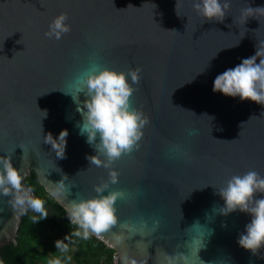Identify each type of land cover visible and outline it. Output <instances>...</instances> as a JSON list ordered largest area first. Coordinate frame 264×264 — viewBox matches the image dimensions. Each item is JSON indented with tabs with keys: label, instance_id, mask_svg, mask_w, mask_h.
I'll return each mask as SVG.
<instances>
[{
	"label": "water",
	"instance_id": "water-1",
	"mask_svg": "<svg viewBox=\"0 0 264 264\" xmlns=\"http://www.w3.org/2000/svg\"><path fill=\"white\" fill-rule=\"evenodd\" d=\"M195 2L0 0V156H11L25 189L34 171L66 211L73 201L122 193L116 224L99 236L90 232L114 249L115 264H264V247L254 256L237 243L250 215L222 214L218 194L234 175L264 177V106L212 90L218 74L264 47V10L256 9L264 0H230L223 21L206 20ZM248 7L254 11L245 13ZM61 13L70 31L49 38ZM92 63L125 73L139 68V83L128 78L130 103L149 119L139 147L109 168L86 158L106 160L80 134L79 106L64 93ZM62 129L63 159L45 143ZM12 199L0 192V264L18 260L8 247L32 212L19 213ZM44 206L49 222H64L62 209Z\"/></svg>",
	"mask_w": 264,
	"mask_h": 264
},
{
	"label": "clouds",
	"instance_id": "clouds-1",
	"mask_svg": "<svg viewBox=\"0 0 264 264\" xmlns=\"http://www.w3.org/2000/svg\"><path fill=\"white\" fill-rule=\"evenodd\" d=\"M193 7L206 20L223 21L230 7V0H223V3L221 0H196ZM256 9L264 10L262 7ZM253 11L251 7L244 10L245 13ZM67 19L65 13L55 17L45 35L59 40L63 34L70 31V25L66 23ZM139 72V68L125 73L92 63L68 82V90L64 93L71 95L79 106L80 134L86 135V142L94 146L97 153L106 157L105 161H101L98 155H88L86 158L90 164L109 168L123 154L131 153L134 148L139 147L143 129L148 125L149 119L141 110L131 106L130 97L134 88L128 79L130 76L133 84L139 83ZM212 90L226 96H238L241 101L251 100L264 106V47L259 46L254 55L242 59L235 67L218 74L213 81ZM81 93L85 96L83 101L79 99ZM44 112L46 116L47 113ZM67 136V129H62L57 137L51 132L45 136V143H50L61 159L65 157ZM97 138H99L98 142ZM0 164H2L0 192L4 196L13 194L12 207L19 210V213L31 209L40 214L39 219L47 218L48 211L44 201L35 196L30 188H24L23 177L19 169L12 164L11 156H0ZM109 175L113 184L118 182V173L115 170L110 171ZM105 187L107 185L97 186L95 191L103 193ZM56 190L58 192L65 190L63 180L58 182ZM257 193H264V177L256 171H248L242 176L234 175L227 180L225 187L218 190L224 201V206L220 209L222 214L227 215L239 210L250 215V222L239 234L237 243L254 256L264 247V196L256 198ZM120 195L122 193L111 192L107 195L73 201L67 209L70 223L78 225L83 230L85 239L90 232L99 236L116 224L114 204ZM39 219L34 218V222ZM76 235H80V232ZM67 239L68 235L65 236V240ZM61 246L62 241L57 240L56 247ZM55 264H59V261L57 260Z\"/></svg>",
	"mask_w": 264,
	"mask_h": 264
},
{
	"label": "trees",
	"instance_id": "trees-1",
	"mask_svg": "<svg viewBox=\"0 0 264 264\" xmlns=\"http://www.w3.org/2000/svg\"><path fill=\"white\" fill-rule=\"evenodd\" d=\"M25 183L35 196L59 207L67 215V211L45 192L34 171L26 177ZM34 218L39 219L40 214L28 213L17 233L16 244L8 247L18 258L13 264H55L57 260L59 264H115L114 249L91 233L85 239L83 230L71 224L68 215L62 224L51 223L47 218L34 222ZM77 232L80 235H76ZM57 240L62 241L61 247H56Z\"/></svg>",
	"mask_w": 264,
	"mask_h": 264
}]
</instances>
